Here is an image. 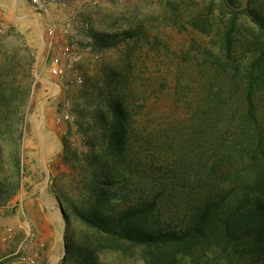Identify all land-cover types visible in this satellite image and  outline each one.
<instances>
[{
    "label": "trees",
    "instance_id": "16d2710c",
    "mask_svg": "<svg viewBox=\"0 0 264 264\" xmlns=\"http://www.w3.org/2000/svg\"><path fill=\"white\" fill-rule=\"evenodd\" d=\"M221 1L223 8L234 6L233 0ZM246 5L248 25L236 27L234 15L226 22L222 55L210 61L216 69L203 109L192 105L186 112L191 118L200 114L203 124L193 128L204 141L201 147L183 141L187 125L177 130L170 122L152 124L146 112L145 120L137 118L147 97L141 101L132 86L130 52L87 77L84 92L96 106L93 124L104 149L100 171L95 163H66L73 195L56 189L66 204L61 264H90L102 251L139 256L145 264H211L215 254L223 264H264V0ZM242 28L250 59L244 68H227L236 60L233 31ZM95 40L96 47H107V36ZM8 68L0 74V149L9 148L18 168L22 118L16 113L28 86L9 83ZM68 154L64 144L66 162ZM4 185L0 190L7 192Z\"/></svg>",
    "mask_w": 264,
    "mask_h": 264
},
{
    "label": "rangeland",
    "instance_id": "374dc122",
    "mask_svg": "<svg viewBox=\"0 0 264 264\" xmlns=\"http://www.w3.org/2000/svg\"><path fill=\"white\" fill-rule=\"evenodd\" d=\"M247 1L233 0V8L227 9L221 0H78L65 10L41 14L30 12L33 9L25 0L18 5L16 0H0V27L4 28L0 32V74L9 67L8 82L14 87L28 86L16 113L22 118L18 168L9 148L0 149V183L7 191L0 190V264L62 262L66 204L58 200L56 189L61 187L73 195L66 163H95L100 171L104 149L96 137L99 128L93 124L96 106L84 92L87 77L97 69L110 68L130 52L132 86L141 101L147 97V107L137 118L145 120L147 113L152 124L170 122L177 130L187 125L183 141L189 142L188 146L204 144L193 128L203 124L198 123L200 114L191 118L187 111L189 107L193 110L192 105L198 111L203 109L204 93L216 69L210 61L222 55L220 38L230 17H236V27L249 24ZM52 21L79 22L72 27L81 53L79 85L56 87L54 82L59 81L48 72L42 36ZM82 23H87L88 29ZM194 25L208 32L202 33ZM126 31L133 33V38H123ZM234 31L236 60L227 68H244L250 59L243 44L247 32L243 28ZM99 36H107V47H96L95 37ZM6 88V93L10 92L9 84ZM215 119L211 116L209 122ZM91 140L95 144L90 146ZM64 144L68 145L69 162L63 160ZM182 146L177 145L178 150ZM11 191L14 193L3 199ZM211 260V264L224 263L217 254ZM90 264L145 263L139 256L102 251Z\"/></svg>",
    "mask_w": 264,
    "mask_h": 264
},
{
    "label": "built area",
    "instance_id": "2783aa9c",
    "mask_svg": "<svg viewBox=\"0 0 264 264\" xmlns=\"http://www.w3.org/2000/svg\"><path fill=\"white\" fill-rule=\"evenodd\" d=\"M36 13L49 14L53 9L65 10L78 0H26ZM79 22H49L45 28L43 42L45 46V58L48 62L49 74L59 82H54L56 87L68 88L71 85L82 83L79 62L81 53L76 47L73 38V26ZM84 29H88L87 23H82ZM4 28L0 27V32ZM66 118V117H64ZM1 260V258H0Z\"/></svg>",
    "mask_w": 264,
    "mask_h": 264
},
{
    "label": "crops",
    "instance_id": "0c3cea01",
    "mask_svg": "<svg viewBox=\"0 0 264 264\" xmlns=\"http://www.w3.org/2000/svg\"><path fill=\"white\" fill-rule=\"evenodd\" d=\"M25 1H26V0H25ZM16 2H17V5H18V4H20L21 0H16ZM16 2H15V3H16ZM27 3H28V2H27ZM28 4H29V3H28ZM29 5H30V4H29ZM30 6H31V5H30ZM31 8L33 9V7H32V6H31ZM33 11H34V9H33V10H31L30 12H33ZM34 12H35V11H34ZM35 13H36V12H35Z\"/></svg>",
    "mask_w": 264,
    "mask_h": 264
}]
</instances>
